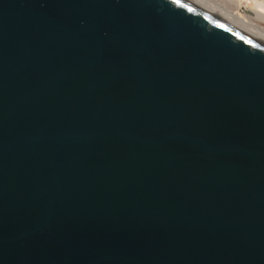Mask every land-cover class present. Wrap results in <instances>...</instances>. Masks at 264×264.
Listing matches in <instances>:
<instances>
[{"label": "water", "instance_id": "obj_1", "mask_svg": "<svg viewBox=\"0 0 264 264\" xmlns=\"http://www.w3.org/2000/svg\"><path fill=\"white\" fill-rule=\"evenodd\" d=\"M0 264H264V41L196 0H0Z\"/></svg>", "mask_w": 264, "mask_h": 264}, {"label": "bare ground", "instance_id": "obj_2", "mask_svg": "<svg viewBox=\"0 0 264 264\" xmlns=\"http://www.w3.org/2000/svg\"><path fill=\"white\" fill-rule=\"evenodd\" d=\"M240 25L264 41V29L257 22L264 23V0H196ZM233 8L236 10L232 11ZM247 9L250 13L244 11Z\"/></svg>", "mask_w": 264, "mask_h": 264}, {"label": "rangeland", "instance_id": "obj_3", "mask_svg": "<svg viewBox=\"0 0 264 264\" xmlns=\"http://www.w3.org/2000/svg\"><path fill=\"white\" fill-rule=\"evenodd\" d=\"M243 9H244V8H243ZM232 11H234V12H235L236 10L233 8V10H232ZM244 11H245V12H247V13H250V12H249L247 9H244ZM257 25H258V26H260V27H262V28L264 29V23L257 22Z\"/></svg>", "mask_w": 264, "mask_h": 264}]
</instances>
